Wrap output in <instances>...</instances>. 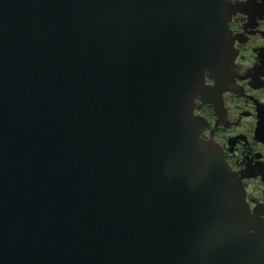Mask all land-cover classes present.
<instances>
[{
    "label": "water",
    "instance_id": "1",
    "mask_svg": "<svg viewBox=\"0 0 264 264\" xmlns=\"http://www.w3.org/2000/svg\"><path fill=\"white\" fill-rule=\"evenodd\" d=\"M227 0H0V264H264L200 136Z\"/></svg>",
    "mask_w": 264,
    "mask_h": 264
},
{
    "label": "flooded vegetation",
    "instance_id": "2",
    "mask_svg": "<svg viewBox=\"0 0 264 264\" xmlns=\"http://www.w3.org/2000/svg\"><path fill=\"white\" fill-rule=\"evenodd\" d=\"M235 57L222 79L204 73L207 90L194 99L200 136L215 143L245 189L264 232V0H227Z\"/></svg>",
    "mask_w": 264,
    "mask_h": 264
}]
</instances>
